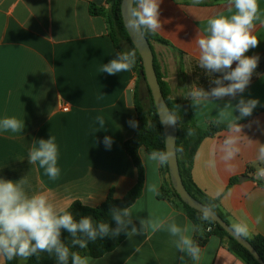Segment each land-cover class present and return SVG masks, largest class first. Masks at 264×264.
Returning <instances> with one entry per match:
<instances>
[{"label": "crops", "instance_id": "crops-1", "mask_svg": "<svg viewBox=\"0 0 264 264\" xmlns=\"http://www.w3.org/2000/svg\"><path fill=\"white\" fill-rule=\"evenodd\" d=\"M107 1L0 0V119L16 116L26 125L21 134L0 132V178H23L28 195L46 192L52 203L66 207L76 201L98 207L110 196L121 199L138 180L137 168L124 144L134 138L137 130L128 123L138 122L134 95L146 104L148 90L134 68L116 75L99 72L102 63L107 64L122 51L114 45L106 19L89 11L91 3L106 7ZM259 3L264 10V0ZM225 5L226 0H203L201 4L162 0V30L155 35L168 44L152 41L151 47L167 83L168 97L187 100L201 129L215 123L219 109L229 101L235 106L241 98L259 100L251 116L239 121L244 126L243 134L254 142L242 141L241 152L233 161L235 171H226L218 160L217 147L225 138L224 130L203 140L194 159L192 177L211 197L217 189H223L221 205L231 224L244 221L249 224L251 238L264 237V186L254 176L261 166L255 160V141L264 144V25L257 22L254 35L259 45L245 53L258 55L259 62L243 93L235 98L214 99L198 109L189 98L193 87L209 91L215 87L212 80L222 75L207 73L198 66L194 40L210 16L226 11ZM235 66L236 62L232 67ZM129 91L132 104L128 102ZM63 106L69 110L64 111ZM101 115L106 131H98L96 117ZM50 135L55 136L59 147L61 175L55 181L27 159L32 143ZM105 136L113 140L110 149L103 143ZM148 155L142 147L140 157L146 179L141 196L133 203L132 220L140 223L151 212L173 217L181 225L190 222L195 226L170 200L147 191L152 184L160 191L166 183L162 166L149 161ZM213 158L218 160L217 166L209 168L206 161ZM234 178L238 182L230 186ZM257 216L262 217L260 223H256ZM197 232L198 229L192 233L194 240ZM170 240L165 231L130 236L113 251L92 258L91 264H181L180 256H185V264H245L216 236L201 247L199 262L177 252ZM0 264H6L3 257Z\"/></svg>", "mask_w": 264, "mask_h": 264}, {"label": "clouds", "instance_id": "clouds-1", "mask_svg": "<svg viewBox=\"0 0 264 264\" xmlns=\"http://www.w3.org/2000/svg\"><path fill=\"white\" fill-rule=\"evenodd\" d=\"M202 2L203 0H192L193 4ZM161 3L162 0H133L134 7L131 8V18L127 21L128 28L138 32L146 30L152 34L161 31ZM225 9L224 12L210 16L203 29L198 30L194 40L198 49V66L207 73L222 74L212 80L215 87L209 91L198 86L192 88L189 98L197 109L208 102L212 103L214 99L235 98L237 94L243 93L258 67L259 56H246L245 53L259 45L260 40L254 35L257 22L264 25V10L261 9L259 0H226ZM234 62L236 66L233 68ZM135 64L134 49L121 51L107 64L102 63L99 72L116 75L131 71ZM258 104V99L241 98L235 106L229 101L215 116V124L224 125L227 129L225 138L217 147V153L219 162L224 163L228 172L235 171L233 161L241 152L242 141L247 140L249 144L254 142L243 134L244 126L239 121L251 116ZM235 111L239 112L238 116L234 115ZM96 123L99 125L98 131H106L102 115L96 117ZM128 123L132 128L138 127L135 120H129ZM161 123L176 125L178 119L175 113H169ZM25 127V120L16 116L0 119V132L21 134ZM186 134L191 136L194 133L189 130ZM103 143L110 149L113 140L110 136H105ZM255 143L258 144L255 160L261 166L257 167L254 176L256 180H264V144L259 141ZM173 155V151L167 148L153 150L147 158L160 167L168 165ZM27 159L29 164H38L50 180L55 181L60 177L59 147L55 136L34 141ZM218 160L209 159L206 164L209 168H216ZM25 183L23 178L18 181L0 178V257L6 261L16 258L28 261L33 256L39 259L42 253H47L50 257H55L56 264H69L70 259L71 264H91L92 257L81 255L73 249L76 246L85 249L89 242L94 243L105 237H118L122 232L130 237L160 231L169 234L170 243L177 252L184 253L193 262L201 260L202 249L192 235L197 228L190 222L181 225L173 217L149 212L147 219L140 220L138 229L132 220L133 204L110 210L111 219L116 223L113 229L108 222H97L91 216L76 220L69 207L52 203L46 192L28 195L24 189ZM147 191L159 195L155 184L149 185ZM222 194L223 189H217L211 198L218 199ZM213 208V205L203 206L199 219L211 222L214 219ZM261 219L262 217L257 216L256 223H260ZM231 229L237 237L251 238L249 224L244 221L233 223ZM62 230L70 234V245L62 240ZM179 259L181 264H185V256H180Z\"/></svg>", "mask_w": 264, "mask_h": 264}, {"label": "trees", "instance_id": "trees-1", "mask_svg": "<svg viewBox=\"0 0 264 264\" xmlns=\"http://www.w3.org/2000/svg\"><path fill=\"white\" fill-rule=\"evenodd\" d=\"M121 3L122 0H108L106 7H100L91 3L89 11L90 14L94 16H102L106 19L109 35L114 45L118 49L126 51L122 47V43L125 42L130 45L132 50L134 49L136 51V64L133 68L137 71L139 78L146 83L145 77L143 75L142 59L137 52V49L131 42L123 22ZM144 34L150 44L152 41L168 44L163 39L159 38L155 34L147 32L146 30L144 31ZM154 65L165 100L170 111L175 113L178 119V137L176 147L183 184L187 191L196 200L205 205H213V211L216 212L229 226H231L232 224L230 222L229 215L223 210L220 198L212 199L211 196L206 194L196 185L192 177L194 159L203 140L208 137H213L221 131L227 129L224 125L217 126L215 123H211L206 129L199 128L194 121L189 102L187 100H173L168 97L167 83L162 78L156 59H154ZM147 90L149 96L148 104L143 103L137 97L136 93L134 95V105L138 116V127L134 138L128 140L124 144L126 153L131 157L135 167L137 168L138 180L136 185L126 194L125 197L116 199L110 196L105 203L98 207H88L83 205L81 202H74L69 207V211L72 212L76 220H79L83 216H91L93 220L97 222H108L110 227L114 229L116 227V223L111 219L110 210L113 207H130L141 196L144 190L146 175L145 167L140 157V149L143 147L149 153L153 150H166L163 126L158 118L157 110L148 86ZM189 130H192L194 134L191 136L187 135L186 133ZM162 170L166 176V183L161 187L159 191V197L170 200L172 204L185 212L192 220L198 229V232L195 236V241L200 245V247L204 246L210 237L216 236L225 241L229 250L242 259L245 264H260L246 248L239 244L213 220L211 222L200 220L199 216L201 213L184 203L179 194L173 188L169 177L168 165L162 166ZM237 182V178L232 179L230 181V186ZM256 182L264 186V181L256 180ZM133 224L138 229L140 228V223L133 221ZM127 237V234L122 232L118 237H105L103 239H98L94 243L89 242L88 247L85 249H80L78 246H76L73 250L79 251L81 255L99 258L106 253L113 251ZM61 238L66 244L70 245L69 233L62 230ZM247 240L252 244L260 257L264 260V237L258 235L252 238H247ZM20 260V258H16L12 261L5 260V262L6 264H21ZM25 264H56V259L54 256L50 257L47 253H42L39 259H37L35 256L30 257ZM69 264H71V259L69 260Z\"/></svg>", "mask_w": 264, "mask_h": 264}, {"label": "water", "instance_id": "water-1", "mask_svg": "<svg viewBox=\"0 0 264 264\" xmlns=\"http://www.w3.org/2000/svg\"><path fill=\"white\" fill-rule=\"evenodd\" d=\"M134 7L133 0H122L121 3V13L124 25L127 29L131 42L137 49L139 53L142 64H143V75L145 77L146 84L150 90L152 95V99L154 101L158 118L160 122L164 119V117L172 113L169 109V106L165 100L163 95L158 75L154 65V52L151 47L150 42L146 38L144 32L133 31L128 28L127 21L131 18V8ZM128 102L129 104L133 103L132 93L128 92ZM164 134H165V147L172 150L174 155L171 158V162L168 164L169 169V177L173 188L179 194L180 198L184 203H186L189 207L195 209L196 211L201 213L203 206L205 204L196 200L185 188L182 177L180 174L179 162H178V154H177V137H178V126L176 125H168L162 123ZM242 178L241 181L245 180ZM214 219L213 221L217 223L221 228H223L231 237H233L239 244H241L244 248H246L254 258L260 263L264 264V260L260 257L258 252L252 246V244L243 237H237L234 235L231 226H229L216 212L213 211Z\"/></svg>", "mask_w": 264, "mask_h": 264}, {"label": "rangeland", "instance_id": "rangeland-1", "mask_svg": "<svg viewBox=\"0 0 264 264\" xmlns=\"http://www.w3.org/2000/svg\"><path fill=\"white\" fill-rule=\"evenodd\" d=\"M122 47L126 51L132 50L130 45L128 43H125V42L122 43ZM148 103H149V96H148V93H147V95H146V104H148Z\"/></svg>", "mask_w": 264, "mask_h": 264}, {"label": "built area", "instance_id": "built-area-1", "mask_svg": "<svg viewBox=\"0 0 264 264\" xmlns=\"http://www.w3.org/2000/svg\"><path fill=\"white\" fill-rule=\"evenodd\" d=\"M62 109H63L64 111H68V110H69V108H68L67 106H63ZM262 181H264V180H262Z\"/></svg>", "mask_w": 264, "mask_h": 264}]
</instances>
